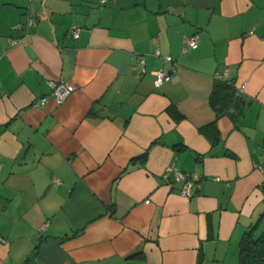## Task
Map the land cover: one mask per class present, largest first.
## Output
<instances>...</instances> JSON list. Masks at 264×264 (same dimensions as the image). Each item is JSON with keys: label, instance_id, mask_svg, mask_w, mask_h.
Returning <instances> with one entry per match:
<instances>
[{"label": "crops", "instance_id": "obj_1", "mask_svg": "<svg viewBox=\"0 0 264 264\" xmlns=\"http://www.w3.org/2000/svg\"><path fill=\"white\" fill-rule=\"evenodd\" d=\"M49 80L75 89L34 106ZM262 183L264 0H0V264H237Z\"/></svg>", "mask_w": 264, "mask_h": 264}, {"label": "trees", "instance_id": "obj_2", "mask_svg": "<svg viewBox=\"0 0 264 264\" xmlns=\"http://www.w3.org/2000/svg\"><path fill=\"white\" fill-rule=\"evenodd\" d=\"M209 103L214 110L215 118L221 114L238 118L243 114L245 107V100L234 84L219 78H216L210 91ZM214 122L215 120L206 125L211 128L207 136L212 142L218 139V131L213 128ZM176 148L184 149L185 146L180 145ZM141 157L146 158V153ZM237 264H264V208L244 229L239 239Z\"/></svg>", "mask_w": 264, "mask_h": 264}, {"label": "built area", "instance_id": "obj_3", "mask_svg": "<svg viewBox=\"0 0 264 264\" xmlns=\"http://www.w3.org/2000/svg\"><path fill=\"white\" fill-rule=\"evenodd\" d=\"M100 7L105 6L114 2V0H97ZM32 21V18L27 17L26 24L23 25L21 23L14 24V28H22L23 26L28 25ZM67 35L72 38H77L79 36V28L75 25H71L67 29ZM12 43L21 42L18 38L10 39ZM198 45V37L197 34H192L190 36H186L183 38V47L182 50L187 52L190 49L196 48ZM156 55L161 56L166 62L174 63L173 58L171 55L168 54H161L159 49H156L154 52ZM217 74V73H216ZM218 78L219 74L216 75ZM170 79V71L166 69H159L154 71V83L156 86L161 85L164 81ZM49 92L47 95L40 96L36 98L33 102L34 106H44L49 97H51L57 104H62L69 95L74 91L75 85L62 81V80H49L47 82ZM244 85H242L243 87ZM175 179L182 182V186L180 188V192L182 195L188 196L190 194V188L193 185V178L187 172L174 170ZM45 225L42 226L44 228Z\"/></svg>", "mask_w": 264, "mask_h": 264}, {"label": "water", "instance_id": "obj_4", "mask_svg": "<svg viewBox=\"0 0 264 264\" xmlns=\"http://www.w3.org/2000/svg\"><path fill=\"white\" fill-rule=\"evenodd\" d=\"M262 189H264V183H262Z\"/></svg>", "mask_w": 264, "mask_h": 264}]
</instances>
